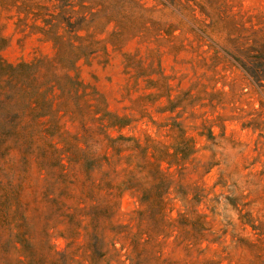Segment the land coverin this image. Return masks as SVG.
Listing matches in <instances>:
<instances>
[{
    "label": "rangeland",
    "instance_id": "374dc122",
    "mask_svg": "<svg viewBox=\"0 0 264 264\" xmlns=\"http://www.w3.org/2000/svg\"><path fill=\"white\" fill-rule=\"evenodd\" d=\"M39 59L70 87L13 103L25 74L6 65ZM87 154L95 183L130 186L124 264H264V0H0V264H31L41 167L62 155L70 205Z\"/></svg>",
    "mask_w": 264,
    "mask_h": 264
},
{
    "label": "trees",
    "instance_id": "16d2710c",
    "mask_svg": "<svg viewBox=\"0 0 264 264\" xmlns=\"http://www.w3.org/2000/svg\"><path fill=\"white\" fill-rule=\"evenodd\" d=\"M165 1L169 5L181 7L183 2H188V0ZM52 63L53 60L45 62V59H39L33 63L22 62L17 65H6L13 73L25 74L24 78L17 81V83L20 82L17 89L19 95L10 93L8 99L13 103L16 100L22 101L20 104L29 107L31 103H36L42 98L49 101V97L41 94V86L45 85L46 91H54V89L63 91L70 87L69 76L65 73H56ZM45 64L49 69L41 73ZM39 77L44 79L40 81ZM124 125H126L125 119L109 115V119L101 124V128L123 127ZM106 136L114 140L109 135ZM49 159L47 154H44L41 161L49 163ZM85 159L86 162L92 161L91 166L85 167L89 182L87 195L78 197L70 205L55 193L59 182L66 181L69 176L66 165L62 162V155L55 158L58 162V170L49 166L41 167L44 170L42 193L46 208L38 216L39 227L34 231L28 230V233L20 235L22 239L20 237L18 239L24 246L25 254L28 253L31 264H124L123 241L128 237L129 227L127 224L117 222L115 216L120 197L125 190L130 189V186L124 184L113 188L112 181L95 183L92 179V171L100 169L102 161L89 154L85 156ZM104 175L107 174L104 172ZM103 185L106 190L102 188ZM63 189L65 195L69 196V188L64 186ZM60 225L64 227L59 229ZM52 232H57L60 237L67 240L62 251L54 249L50 239ZM79 235L84 236V242L75 244L74 241ZM117 243L120 244L119 247Z\"/></svg>",
    "mask_w": 264,
    "mask_h": 264
}]
</instances>
